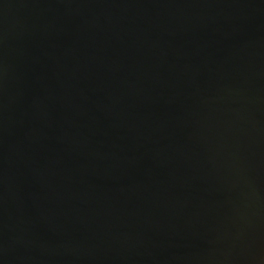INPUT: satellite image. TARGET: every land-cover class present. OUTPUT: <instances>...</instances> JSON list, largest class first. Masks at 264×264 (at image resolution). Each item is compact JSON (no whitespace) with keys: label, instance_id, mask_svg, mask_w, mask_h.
<instances>
[{"label":"water","instance_id":"obj_1","mask_svg":"<svg viewBox=\"0 0 264 264\" xmlns=\"http://www.w3.org/2000/svg\"><path fill=\"white\" fill-rule=\"evenodd\" d=\"M0 264H264V0H0Z\"/></svg>","mask_w":264,"mask_h":264}]
</instances>
